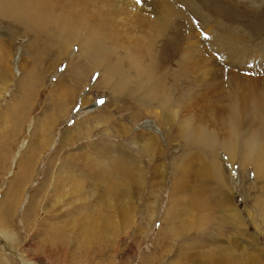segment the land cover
<instances>
[{
    "label": "rangeland",
    "instance_id": "1",
    "mask_svg": "<svg viewBox=\"0 0 264 264\" xmlns=\"http://www.w3.org/2000/svg\"><path fill=\"white\" fill-rule=\"evenodd\" d=\"M87 1L105 2L103 13L109 15L106 24L115 22L118 32H107L104 37L113 36L109 40L118 43L122 40L133 50V43L123 41L126 33L134 35L132 29L127 32L122 26L137 20L144 1ZM187 1L172 0L180 14L156 39L151 53L148 49L150 55L138 57L137 64H127L123 48L109 41H93L98 42V49L112 52L108 57L123 72L125 85L140 82V94L154 82L153 76L161 77V92L168 88L177 92L184 83L194 94L208 96L210 91L209 108L203 109L205 100L197 105L202 106L201 117L211 122L214 117L226 118L227 113L209 114V110L218 105L230 110L231 106L229 96L219 101L215 91L222 87L227 95L231 82H244V78H249L244 86L253 81L264 83V71L257 64L254 69L247 65L249 58L256 56L258 63H264V0ZM154 7L150 5L149 10L154 12ZM0 9V209L7 216L5 226L0 219V264H201L202 257L209 255L223 264H264V187L250 164L236 157L230 160L225 151L216 148L224 174L221 180L203 161L191 163L193 170L187 175L181 167L183 162L174 158L183 151L185 137L180 140L167 123H161L162 109L155 102L146 106L142 101L145 97L132 95V88L120 92L112 87L105 69L93 67L95 43L82 36L71 41L69 48L61 49V38L54 40L27 28L12 12H4L2 4ZM181 14L188 19H182ZM189 40L191 51L184 55ZM182 60L192 69L193 63L198 67L186 72L185 82L181 76L175 83L172 74ZM142 67L146 71L151 67L147 73L150 79L136 77L133 70ZM196 111L192 107V112ZM247 121L244 130L249 128ZM148 137L149 147L144 145ZM219 138L222 135L216 136ZM29 165L17 204L12 208L2 205L8 188ZM68 176L83 179L85 187L70 195L64 188L65 200L57 199L54 186L65 185L59 180ZM40 189L48 191L39 194ZM32 196L35 201L29 204ZM48 199L50 204L45 205ZM93 209L98 211L94 214L99 216L98 222L88 217L80 220ZM66 225L71 227L74 241L66 245L69 249L62 253L38 248L48 241V236L43 239L48 229L55 230L50 235L66 239ZM94 233L104 238L90 241ZM76 253L79 258L69 263Z\"/></svg>",
    "mask_w": 264,
    "mask_h": 264
},
{
    "label": "bare ground",
    "instance_id": "2",
    "mask_svg": "<svg viewBox=\"0 0 264 264\" xmlns=\"http://www.w3.org/2000/svg\"><path fill=\"white\" fill-rule=\"evenodd\" d=\"M143 1H144L142 3L143 6L141 7L142 12L139 13L138 18L136 17L137 20L134 21L132 24H130L128 27L122 26V28L123 29L125 28V30H127V32L130 29H132L131 31L133 32L134 35L131 37L130 35L128 36V34L126 33L125 35H127V36L123 38V41H130L131 43H133V46H134L133 50H131L132 45L130 47H127L129 45L126 46L124 43H122V40H121V43H118L119 40H117V42H116V40H112V39L109 40L113 36H111L108 39L106 37H104V35H106L107 32H109V33L112 32V34L115 35V34H117L118 31L115 28L116 27L115 22L111 21L112 20L111 18L113 17L114 14L112 16L110 14V16H111L110 22H112V23L110 25L106 24V22H107L106 19L109 18L108 17L109 15L103 13V10H106V6L104 5L105 2H103V1H100L98 4L94 1H87V0H77V1H75V0H0V4H2V6L5 8V9H3L4 12H7V13L12 12V14L14 15L15 18H17V20H21L22 22H24L26 24L25 26L27 28L35 29L36 31L40 32V34H42V35H49V38H53L54 40H56L55 38H61L62 39V41L60 43L61 49H66L67 47L69 48L71 41H74V40L76 41V39L77 40L81 39L82 36L85 38L84 40L88 41L91 44H94L96 40L98 42L100 40L101 41H109V43L111 42L112 46H114V47L119 46V47L124 49L125 54L124 53L123 54L126 57L125 59L127 61V64L129 61H135V64H137L136 60L139 59L138 57H141L142 55H143V57L148 55V54L150 55L152 47H153L156 39L164 35L168 25L170 23H172L175 20V18L181 12L180 9L176 7V4L180 3V2H178V0H177L176 4H172V0H167V1H162V2L161 1H151L150 2L149 0H143ZM145 1H148V3L146 4ZM106 2H110V1H106ZM112 4H113V2H112ZM152 4H155V7L157 8V10H155L154 12L149 10V6ZM188 5H189V2H188ZM115 8L117 9V7H115ZM136 9H137V7L134 9L135 12H136ZM146 12H149L150 16H146L145 15ZM110 13H113V12L110 11ZM182 19L186 20L188 18H186V16L183 14ZM113 20H116V19L114 18ZM119 21L120 20H118V22ZM123 29H119V30L123 31ZM62 36H64L65 39H63ZM49 38H47V39H49ZM93 38L95 39V41H93ZM189 38L192 39L193 37L190 35ZM82 41L83 40H79V44L81 46L83 45ZM90 41H93V42H90ZM98 42L95 43L94 45L96 46L98 44ZM167 42H168V40H167ZM100 43H102V42H100ZM210 43L213 44L212 42H210ZM194 45H195V43H194ZM242 46H243V44H242ZM82 47H84V45ZM185 47L187 48V51L183 53L184 55L191 51L192 42H190V40H189V42L186 44ZM84 48H87V46H85ZM96 48H97V46H96ZM98 48H97V50L94 49V50H96L95 54L92 53L94 55V57H93L94 63H92L94 65L93 67L97 68V69H99V67L105 69V74L107 76L108 81H111V83H114V85L112 87L113 88L118 87L120 92H122V90H125V92H127V90L129 88L130 89L132 88L131 89L132 95H134V94L140 95V96L142 95V97H145L144 99L142 98V101L144 100L143 103L146 106H149L151 101H152V103L155 102V104L159 105V107L162 109V114L160 115V118H159L161 123H167L171 127V130H172L171 133L174 135H177V137L180 140H183V137H185L184 144H183V148H184L183 151L184 152L181 151L180 154H178L174 157L175 160H179L181 163L182 162L186 163V165H184L183 163L181 164V167L185 169L184 173H187V175H190V172L193 170L192 167L190 166V164L192 163V164L196 165L197 161H203L204 164L206 163L205 165H207V168H209V172L214 173V177H217L218 179L223 178L224 174H222V169H221L222 167L218 164L217 156H216L217 151L219 150V148H221L223 151H225L228 154L227 157H229L230 160H232L236 157V158H240L241 162H243L245 164L247 163V165L250 164L252 166V168L255 169V172H254L255 177L257 178L258 181L259 180L263 181V187H264V83L262 84L261 81H260L261 83L253 81V82L248 83L247 86H244V83L249 78H244V79H246L244 82L240 81V80L234 82V80H233L231 82L232 86L230 87L229 93L227 92V95H225V93L223 92L222 87H221V89H218L219 85L217 87H215L218 89V91H215V92H217L216 96L221 97V98H219V101L223 98L226 99V97L229 96L228 98H230L231 106H230V110L223 109L222 107H219V105L217 108L209 110V114L218 113L220 115H226V113H227V116H226V118H221V119H219L218 117H214L213 120H211V122H207L206 120L203 119V117H201L202 116V114H201L202 108L201 107L203 106V109L209 108L208 104L210 103V100H211L210 96H209V94H211L210 91L208 92V96L204 95V93H202V94L198 93L199 95L194 94V92L191 90V88L188 85H186V83H184L182 86L183 88L177 87V92L175 90H174V92H171L170 88L161 92V90L159 89V85L161 83H163V81L161 80L160 76H153L154 82H152V83L149 82V84L147 85V88L143 89L144 94L147 91H148V93L145 95L140 94L139 93L141 90L140 89V86H141L140 82H138V80H135V84H133L131 82L132 86L125 85V83L123 81L125 76L121 75V74H123V72L116 66V64L111 63L112 60L110 59V57H108L111 55L112 52L111 51L106 52L103 49H102L103 50L102 51ZM111 48H113V47H111ZM148 49L150 50V53L148 52ZM145 51H147V52H145ZM251 52H252V50H251ZM96 53H97V55H96ZM146 53H148V54H146ZM124 55H123V57H124ZM80 58H81V56H80ZM193 58H192V60H193ZM189 59H191L190 56L188 57V60ZM250 59H251V61H249ZM76 60H78V59H76ZM249 60H248L247 65H250L251 68L255 67V65L257 64L258 67H260L259 69H262V71H264V63H258L257 56H256V58L250 57ZM78 64H80V63H78ZM193 65H195V67H194L195 69L198 67V66H196L197 65L196 63L195 64L193 63ZM129 66L131 68V65H129ZM150 68L147 71H146V68H144V67L136 68V70H133V71L137 73L136 77L140 80L143 78L150 79L151 76H149L147 74V73L151 72ZM194 68L192 69L190 67V65L188 64V62L185 60H182L181 63H178L176 70L173 71V74L171 73L173 78H175V83L180 81L181 76L184 78V75L186 74V72H189L190 70H194ZM256 70L257 69H255L253 71H256ZM223 75H222V77H223ZM89 76L90 75H88L86 77L89 78ZM118 80H119V82H118ZM97 81H99V80H97ZM105 81H106V79H105ZM183 81L185 82V78L183 79ZM158 82H160V84ZM98 83L96 85H98ZM102 83H105V82L103 81ZM207 85H208V83H207ZM207 85L205 87H208ZM180 89H182L183 93L181 92ZM214 90H216V89H214ZM211 91H213V90L211 89ZM194 95L195 96L198 95V98L194 97ZM178 96H184V97L178 98ZM190 96L193 97L191 100H189ZM135 97L137 98V96H135ZM136 98H133V99H136ZM139 99L140 98L138 96V100ZM202 100H205V102H202ZM198 101L200 103L201 102L203 103L201 107L197 105V103H199ZM210 106H212V105H210ZM192 107H195V109H197V111L195 113L192 112ZM19 108H21V107H19ZM143 110H145V109H143ZM146 112H148V111H146ZM205 114H206V112H205ZM155 116H156V113H155ZM246 120H249V122L247 121L249 124V128L244 130L245 128L243 129V127L246 124ZM220 123H221V125H220ZM222 123H223V125H222ZM215 124L219 125L222 128H220L219 126L217 127ZM240 131H244V134L243 135L240 134ZM218 135H222L223 138H219L217 140L216 136H218ZM149 137L144 141L145 146H148V144L151 143ZM165 139H167V138H165ZM174 139H175V137H174ZM139 146H142V145H139ZM145 148H147V147H145ZM216 148H218V150H216ZM139 152L140 153L144 152V150L139 151ZM121 159H122V157H121ZM110 161H112L111 158H110L109 162ZM26 164H29V163H26ZM92 164H94V163H92ZM30 165L27 167H24V169L21 173V176L15 178L13 185L10 188H8L9 191H8L7 197L5 196L6 199L2 205H8L9 207L12 208L13 206H15L17 204L18 197H20V191L22 189L23 181H25V179H26L25 174L29 170ZM242 167H243V165H242ZM98 173H100V172H98ZM208 175H209V173H208ZM209 176H211V175H209ZM211 177H213V176H211ZM74 178H70L68 176L65 179L63 178V179L59 180L60 184H62L64 182L65 185H62V186H58L59 184L56 183L57 184L56 186H58V187H57V189H55V186H54V190H56V193L58 195V196L56 195L57 199L65 200L66 194L64 193V190H63L64 188L66 189L65 190L66 193H69L68 195H70V194H73L74 192L81 191L83 189V187H85L83 185V184H85V181L83 179L75 180ZM186 178H188V177H186ZM217 178H215V179H217ZM204 180H208V179L204 178ZM209 180H208V182H209ZM220 180H217V181H220ZM254 184H255V182H254ZM75 188H76V190H75ZM184 189L187 190V187ZM52 190H53V188H52ZM6 191H7V189H6ZM45 191H43V189H40L38 191V193L39 194L44 193V195H45L48 190L46 192ZM177 191H180V190H177ZM181 193H182V191H181ZM185 193H186V191H185ZM186 195H187V193H186ZM175 197H174V199H176ZM41 198L43 199L42 196H41ZM195 198H196V196H195ZM171 199H173V198H171ZM184 199H185V197L182 198L181 200H184ZM181 200H180V202H181ZM186 200L184 202H186ZM257 200H261V199L258 198ZM34 201H35V196H32L31 202L29 204H33ZM175 201L178 202V199ZM197 201H199V200H197ZM57 202H58V200H57ZM261 202H259V203H261ZM194 203H193V206L195 208L198 207V205L195 206L196 204L194 205ZM46 204H48V205L50 204V199L45 201V205ZM182 204H183V202H182ZM182 204H181V206H182ZM198 204H199V202H198ZM174 206H175V204H174ZM178 206H180V204ZM201 206L202 205H200V208H201ZM263 206H264V203H263ZM26 209H27V207H26ZM175 210H176V208H175ZM97 212H96V210L93 209L85 217L80 218V220L83 221L84 219H87V217H88L87 220L91 221L90 219H93L92 221L98 222V220L100 219L99 216L96 215V217H98V220H97L95 215H94ZM263 212H264V209H263ZM179 215H180V213H179ZM0 219H1L3 226H5V224L7 223V216L5 214L3 215V212L1 209H0ZM8 219H9V217H8ZM178 221H183V219L178 220ZM172 222L175 225V222L174 221H172ZM180 226H182V225H180ZM175 227H176V225H175ZM65 229L69 232L67 233V231H65V235H66L65 238L66 239H64L62 241L59 240L58 237L56 238L55 235H52V234L50 235V232L53 230L48 229L46 234L43 235V239H45L48 236L47 237L48 241H44V242L40 243V245H38V248L41 250L43 249V251L44 250L51 251V249L52 250L57 249L58 251H60L62 253H63V251H66V249H69V248H66V245L71 244V243L74 244V241L71 242V239H72V236L70 234L71 227L69 225H66ZM56 231H58V230H56ZM173 231H174V229H173ZM181 231H183V230H181ZM94 235H96V236H94L93 238L91 237L89 239L90 241L92 240L93 242H95L97 240V238H99V237L104 238L102 236H99V233H94ZM231 252H233V251H231ZM73 256H75V257L72 259H68L69 263H72L74 260L79 258L77 253H76V255H73ZM253 259L254 258H252V260ZM200 263L201 264H223L222 261H221V263L218 261L214 262L213 256L211 257V255L202 257V260H200ZM226 264H229V263H226Z\"/></svg>",
    "mask_w": 264,
    "mask_h": 264
},
{
    "label": "snow or ice",
    "instance_id": "3",
    "mask_svg": "<svg viewBox=\"0 0 264 264\" xmlns=\"http://www.w3.org/2000/svg\"><path fill=\"white\" fill-rule=\"evenodd\" d=\"M137 2H139V0H137Z\"/></svg>",
    "mask_w": 264,
    "mask_h": 264
}]
</instances>
